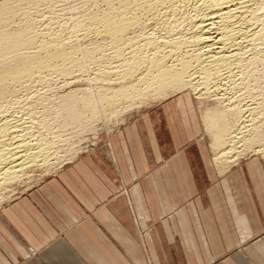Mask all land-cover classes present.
Listing matches in <instances>:
<instances>
[{"label":"crops","instance_id":"0c3cea01","mask_svg":"<svg viewBox=\"0 0 264 264\" xmlns=\"http://www.w3.org/2000/svg\"><path fill=\"white\" fill-rule=\"evenodd\" d=\"M185 103L125 121L1 206L0 264H264V214L212 194L230 182L199 175L208 162L185 147Z\"/></svg>","mask_w":264,"mask_h":264},{"label":"rangeland","instance_id":"374dc122","mask_svg":"<svg viewBox=\"0 0 264 264\" xmlns=\"http://www.w3.org/2000/svg\"><path fill=\"white\" fill-rule=\"evenodd\" d=\"M57 1L58 0H0V6L11 11V16L9 15L7 16L8 18H6V21L7 19H9V21L7 23L8 25L5 23L7 26L5 25L4 30L6 29L8 32H13L15 30L21 31V29L26 30V26L23 24L24 20H26L25 25L27 24V26L30 27L28 31H31L29 35L34 37V39L37 38L36 41L33 42L36 43L35 45H39L37 42L40 41V43L51 41L56 37L57 33L59 38L62 37L60 38L62 41L64 37L69 38L68 40L64 39L66 41H63L67 44L64 49L66 54H73L77 51L79 52H77L78 54H74L76 58L74 66H67L68 71L64 75H57L51 72H42V74L40 73L37 75V73H39L37 72L36 74L29 76V78L21 81L19 84H11L8 87V93H12V95L14 94V97H12V95L10 96V94L8 96L7 93V96L5 95L7 98L3 95V99L0 100L1 114L4 112L0 118L10 116L12 113L14 115H19L21 112H25V114L21 113V116L22 114L23 116L26 114H28V116L32 115L33 118H36L37 116L38 119H35L36 123L38 122L37 124L35 123L36 126L32 124L30 125V136L32 139L34 138L38 141L43 140V143L45 142L44 139L46 140L45 143L49 141L50 148H53L51 150L48 147V149H50L49 152L51 153L49 154L48 152V162L46 161V163L40 167H32L28 170H24L22 173L24 175H20L21 177H18L0 188V207L25 194L27 191L48 178L60 166L70 162L75 157L81 155H94L96 141L101 135L118 128L125 121L132 120L144 113H147L151 117L159 118L158 110L161 109L164 101L175 102L179 99H183V101H186L184 107L187 108L183 111V137L184 139L191 140L190 144L184 146L192 149L204 150V159L208 162L207 174L200 172L199 175L206 176L205 184L207 182L208 185L209 183L211 185L212 182H230V188H226V185H224V187L222 185L221 188H211V190H213L212 194H222L223 196L232 197L241 196V209L245 208V211H256L260 215L264 214V92L261 94L259 89H254L256 87L251 88L253 83V85H259L260 83L263 84L264 57L261 59L260 63H258L257 72L255 71L256 74L250 70L249 72L247 68L246 70H243V72L234 73L232 76H229L230 78L225 75L221 78V80L223 79V82H221L220 79L219 82L217 81V85L221 86L220 90L218 88L215 93L211 90L212 93L209 94L208 97L204 95H202V97L200 96V93L204 91L201 87L196 89L185 88L180 91L168 88V91L166 89V91H163L164 93H161L162 95H154L152 92H148V96H145L142 101L137 102L131 100L133 102L131 103V97L126 96V93H129L130 91L127 87L134 84V79L138 76L137 74L145 68L140 67V71H136V73L131 75L132 77H130V75L125 76L120 72L121 69H115L117 72L114 70L108 71L112 66L117 67V64L121 63L120 61L127 58L130 59V56H127L130 51V49L127 48L129 46H125L123 51L126 52L125 54L123 53V56H126L121 60L120 57L122 54H120L121 56L114 55V51H111L112 47L108 44L109 41L105 38H96L97 36L93 34H90L79 41L73 38V30H75L76 24L78 25L80 23L79 26L83 25V27L80 26L81 29L86 28L85 26L89 23L88 20L92 17H102L112 13V11L114 12V9L118 11L120 8L119 5L121 6L124 4L126 0H114L112 8L107 5L108 3L105 0ZM131 1L127 0L126 2ZM65 3L67 5H65ZM108 7L112 9L111 12ZM79 19H81V21ZM23 26L25 27L24 29ZM147 29L146 31L149 32V29ZM40 35L42 37H40ZM91 36L94 38L92 39ZM88 37L89 39L87 40ZM71 38L72 40H70ZM84 42L88 44H85ZM53 49L54 48H50L49 52L53 53ZM85 51H94V54L92 55L93 59L90 60V63L87 61L88 64H86V60L82 59V56L80 55L81 52ZM40 57L46 58V54L43 53ZM107 57L109 59H107ZM109 61L110 63H108ZM81 64L85 65L86 72H78L80 71L79 67ZM12 65H14L11 66L13 68L16 64L12 63ZM117 73H121L123 77ZM238 74H240V76ZM249 75L250 77L248 78ZM251 75L255 77L252 76L251 78ZM125 77L127 80H125ZM128 77L131 79L129 80ZM117 78H120L119 82ZM237 78H242L243 83L242 80L240 81ZM253 78L256 79L254 80ZM225 79L226 81H224ZM234 79L235 82L233 81ZM250 80L251 82L249 84ZM238 84H242L243 86H241L243 88L241 86L239 87ZM246 84L248 86L250 85V88H248ZM121 85L124 88L127 86L125 88L127 89V92ZM121 89L125 91L122 94L125 96L121 97V95L116 97V92ZM91 92L97 95H106L110 102L107 100L108 103L101 104V106L94 110L90 108L88 109L86 107L85 98ZM125 97L129 102L125 101ZM116 98L117 100L115 101ZM1 101H3L4 104H2ZM64 101H66V111L63 110L65 106L63 105ZM9 102L10 104L12 102L14 105H10ZM113 102L115 103L112 105ZM69 103L72 105L71 108L68 105ZM1 105H3V107ZM17 105H19V107H17ZM247 106L256 108V112L254 111L252 114L253 119L252 124L250 123V130L248 129L249 132H247V134H245L246 132L242 134L243 137L237 140L239 143L235 141L233 142L234 144L229 143L230 140H228L227 135L234 132L239 123V119L237 118L239 115L236 114L237 110H242ZM241 113L240 115L242 116ZM220 116L223 117L222 121L218 120ZM55 136H58V139L54 138ZM242 140L244 142H242ZM248 140L249 142H247ZM230 149L235 151H231ZM224 152H227L228 154ZM206 180L212 181L210 182ZM201 191V195L207 197V189H202ZM226 208H229V206L226 205ZM230 211H238V206L230 205Z\"/></svg>","mask_w":264,"mask_h":264},{"label":"bare ground","instance_id":"6f19581e","mask_svg":"<svg viewBox=\"0 0 264 264\" xmlns=\"http://www.w3.org/2000/svg\"><path fill=\"white\" fill-rule=\"evenodd\" d=\"M105 1L110 8L113 7L114 0ZM125 2L121 6L119 5L120 8L118 7V11L114 9V12L112 11L110 14L105 13L107 15L102 17L94 16L91 19L89 18L90 20H88L89 23L85 26L86 28L81 29V25L79 26L80 23L78 22L79 24H76L77 26L75 25L76 28L73 30V38L79 41L90 34L97 36L96 38H105L109 41L108 44L112 47V50H110L112 52L114 51V55L122 54L123 56V53L125 54L126 52L123 51L125 46H129L127 48H129L130 51L127 56H130V59L127 58L128 60H123L126 55L123 57L120 55L121 57H119L124 62L120 61L121 63H116L117 67L112 66L108 71L114 70L117 72L115 69H121L120 72L125 76L130 75V77H132V74L136 73V71H140V67L145 68L137 74L138 78L135 77L136 79H134L133 85L131 84L130 87L126 86L127 89L130 90L129 93H126V96L131 97V99L129 98L131 103H133L132 101H142L145 96H148V92L159 95L164 90L166 91V89L168 91V88L180 91L185 88L196 89L201 87L204 91L200 93V96L202 97V95H204L208 97L212 91L215 93L218 88L220 90L221 86L217 85V81L219 82L220 79V81L223 82V79L221 80L223 76L226 75L229 77L234 73L243 72V70L247 68L248 71L250 70L255 73V71L257 72L258 63H260L261 59L264 57V0H134ZM65 5L67 4L65 3ZM111 10L112 9H110V12ZM10 14L11 11L9 9L0 6V100L3 99V95L5 96L9 92L8 87L11 84H19L21 81L37 72H39L37 75L40 73L42 74V72L64 75L67 73L69 66H74L76 59L74 54L78 52L66 54L64 49L67 44L63 41L69 38L64 37L62 41V39H60L62 37L59 38L57 33L54 39L51 38V41L40 43L41 41L39 40L40 42H37L39 45H35L36 43L33 42L37 39L35 36L36 34L34 33L36 39L29 35L31 31H28L30 27L27 26V24L25 25L26 20H24L23 23L24 26H26V30L21 29L20 31L18 30L19 28L17 29L18 31L15 30L13 32H8L6 29L4 30L5 25L9 21V19L6 21V18H8L7 16ZM79 20L81 21V19ZM24 26L23 29L25 28ZM81 27H83V25ZM147 28L149 32L146 31ZM40 37L42 36L40 35ZM93 38L94 37H92V39ZM88 39L89 37L87 40ZM70 40H72V38ZM50 48H54V52L52 51L53 53L49 52ZM93 52L85 51L81 52L80 55L82 59L86 60L85 62L89 61L90 63V60L93 59ZM43 53L46 54V58L40 57ZM107 59L109 58L107 57ZM12 63L16 64L13 68L11 67L14 66ZM108 63H110V61ZM82 64L79 67L80 71H78L81 73L86 72L85 65ZM86 64H88V62ZM69 72L72 73L71 71ZM118 75H121V73ZM238 75L240 76V74ZM252 76L253 75H251V78ZM130 77H128L129 80L131 79ZM249 77L250 75L248 78ZM120 78H117L118 82ZM235 79L233 80L234 82ZM237 79L240 81L242 80V78ZM125 80H127L126 77ZM224 81H226V79ZM123 82L126 83L125 81ZM250 82L251 80L249 84ZM253 84L251 88L256 87L254 89H259L261 94L264 92V81L263 84ZM241 85L242 84H238L239 87ZM247 87L250 88V85H247ZM122 89L116 92V97L121 96L123 92L127 90L125 89L124 91ZM9 94L10 96L12 95V93H8L7 95L9 96ZM13 95L12 97H14ZM124 96L125 95H122L121 97ZM107 100L109 101L106 95H97L91 92L85 98V103L88 109L94 110L101 106V104L108 103ZM116 100L117 98L115 101ZM3 101H1L2 104H4ZM125 101H127L126 97ZM70 103L68 105L71 108L72 105ZM114 103L115 102H113L112 105ZM10 105L14 104L11 102ZM63 105H65L63 110L66 111V101L63 102ZM1 106L3 107V105ZM17 107H19V105H17ZM255 110L256 108H251L249 106L244 107L242 110H237L236 114L239 115L237 116L239 123L236 126V130L227 135L228 140H230L229 143H233L234 141L237 142V140L243 137V133L246 132L245 134H247V132H249V127L253 119L252 114ZM21 113H19V115H14L12 113L13 115L10 114V116L0 118V188L18 177H21L20 175H24L22 174L24 170H28L32 167H40L44 165L46 161H49L47 160L48 152L51 149L48 143L49 141L45 143L46 140L44 139L45 142L43 143V140H41V143V141L37 139H32L29 134V130L31 129L30 125H35L37 116L35 115L36 118H33L32 115H30L32 112L29 113L31 117L28 116V114H26L27 116H23L25 112L21 116ZM3 114H1L0 111V116ZM218 120L222 121L223 117L220 116ZM54 138L58 139V136ZM242 142L244 141L242 140ZM247 142H249V140ZM48 147L50 149H48ZM230 150L235 151L232 149ZM49 154L51 153L49 152Z\"/></svg>","mask_w":264,"mask_h":264}]
</instances>
